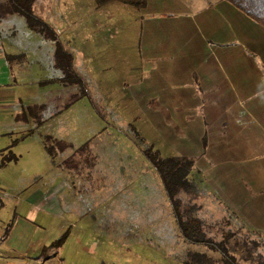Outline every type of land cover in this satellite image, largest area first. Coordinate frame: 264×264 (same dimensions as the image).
<instances>
[{"label":"crops","instance_id":"obj_1","mask_svg":"<svg viewBox=\"0 0 264 264\" xmlns=\"http://www.w3.org/2000/svg\"><path fill=\"white\" fill-rule=\"evenodd\" d=\"M144 1L139 17L150 23L147 32L144 31L141 49H138L139 63L143 65L142 71L145 73L139 82L132 85L135 97L138 100L139 96H145L148 106V102L153 100V105L157 104L158 108L155 117L162 118L161 113L166 111L167 115L163 119H173L170 134L181 135L175 137L173 143L165 136L169 125L166 127L162 122L159 126L152 123L153 128L159 133L164 145L176 151V155L192 157L193 166L200 169L199 164H208L215 150L224 153V163L234 159L235 169H231L230 164L225 169L232 177L226 182L228 185L234 179L232 173L235 175V190L226 189L225 194L222 191L227 205L230 204L231 209L235 208L238 218L237 229L233 230H237L238 234L242 231V239L255 240L264 250V27L226 0ZM171 14L175 17H168ZM13 15L19 14L11 11L5 0H0V23ZM11 21L5 28L0 27V117L14 119L12 122L15 124L31 120L35 129L38 126L22 110L39 104L43 106L39 110L41 114L46 102L36 103L31 99L30 81H22L23 77H27L24 74L29 71L23 76H14L11 64L18 65L26 57L24 51L16 48L18 44L10 42V47H6L9 38L5 39L4 36L10 37L14 33ZM5 30L10 31L9 34ZM22 88L24 94H20ZM182 103L188 104L182 108ZM187 107L191 113H184ZM53 113L41 114V124L48 121ZM2 122L7 123L9 120L5 118ZM19 131H13L12 127L9 130L0 127V160L10 152L14 159L8 162L17 161V155L11 151L14 144L11 135L19 134L15 139H24L33 130ZM214 137L218 138L216 142L213 141ZM66 143L70 147L57 155L65 153L60 163H65L64 173L69 179V168H66L69 167V158L72 151L78 150L83 143L75 149L69 142ZM41 146L43 149L42 137ZM70 149L72 151L69 153ZM85 149L88 150L87 143ZM86 160H92L95 167L96 159ZM71 162L73 165L77 161ZM37 177L35 175L30 184L26 179L24 184L16 179V182L22 183L13 194L6 193L0 187V210L6 203L12 205L8 218L4 221L0 219V264H99L106 260L98 253L110 250L119 253H114L115 261L110 260L112 262L108 264L129 261V248L125 246L121 250L122 245L117 240L137 238V233L146 230L149 225L145 228L141 225L135 227L133 222L122 219L120 214H116L111 221L104 220L97 224L96 215L91 214L89 207L83 206L84 195L79 187L84 188V185L80 184L79 177L76 176L79 183L75 191L62 180L52 191L48 188V181L36 182L39 179ZM61 184L67 188V195L63 192V208L58 205L60 200L57 199ZM91 184L94 186V179L87 186ZM119 185L120 189L124 188L120 181L114 188ZM96 192L89 196H94ZM201 196L207 197V194L203 192ZM77 207L83 209L82 216L90 219V223L79 225L74 222L75 218L68 219L66 215L72 214ZM56 220L59 221L51 230ZM7 225L6 235L2 237ZM172 226L188 247L192 245L180 236L174 221ZM64 231H67V235L60 246L48 248L45 255L37 259L42 247ZM99 231L115 239L96 245L95 241L100 242L97 239ZM145 240L153 244L150 239ZM169 250L165 251L166 256L174 258L179 264H196L198 258L205 261L212 259L207 253L190 249L191 252L186 253L185 259L181 260L175 254H168ZM262 250L257 251L264 254Z\"/></svg>","mask_w":264,"mask_h":264},{"label":"rangeland","instance_id":"obj_2","mask_svg":"<svg viewBox=\"0 0 264 264\" xmlns=\"http://www.w3.org/2000/svg\"><path fill=\"white\" fill-rule=\"evenodd\" d=\"M32 6L35 14L51 26L62 48L71 53V68L82 79L81 89L84 92L79 94L80 88L75 84L60 86L55 80L59 71L55 65L54 43L42 39L39 34L27 28L24 19L19 15L10 16L0 23V27L5 28L13 20L10 26L14 33L10 37L4 36L5 39L9 38L6 47H10V42L18 44L16 48L24 51L26 59L18 62V65L12 63V71L16 78L29 71L24 74L27 77H23L22 81H30L31 99L35 100L33 102H46V108L41 114L50 115L62 109L53 113L48 121L35 129L31 120H22L21 124H15L12 122L14 119L0 117V127L4 130L11 127L13 131L29 128L33 130L24 139H17L11 147L12 153L17 155V161L7 162L0 167V187L6 193L13 194L22 182L24 184V179L30 184L33 177L38 175L36 182L48 181V188L52 191L53 187L60 185L61 180L75 191L79 183L77 176L81 179L80 184L84 185V188L79 187L84 195L83 206L89 207L91 214L96 215L97 224L104 220L111 221L116 214H120L122 219L133 222L135 227L141 225L145 228L149 225L146 230L142 229L137 233V238L117 240L122 245L121 250L126 246L130 251L129 261L118 264H179L174 258L166 256L167 249H170L168 254H175L181 260L185 259L186 253L195 249L194 251L211 256L213 264H219L218 253L201 245L192 244L188 247L180 239L172 226L173 219L161 181L127 132L126 125L130 124L161 156L177 154L164 145L152 125L154 123L159 126L161 122L166 127L169 125L167 130L164 128L167 131L165 136L173 143L175 137L181 136L178 133L170 134L173 119H163L167 115L166 111L165 114L161 113L162 118L155 117L157 104L153 105L154 101L151 100L148 106L143 95L137 100L132 87L145 73L142 71L143 65L139 63L138 49H141L144 31L147 32L150 21L139 17L141 8H132L117 2L97 7L93 0H33ZM162 15L159 16L163 17ZM168 17L174 18L175 15ZM5 31L8 34L10 32ZM24 93L22 88L20 94ZM186 104L188 103H182L180 107ZM189 112L192 111L188 107L184 108V113ZM5 118L9 122L3 123ZM48 134L69 142L73 149L82 143L88 145V150H69V153L72 151L69 167H66L69 168V179L64 173L65 163H60L65 153L56 155L55 164L51 165L49 156L42 149L41 137ZM18 135L12 134L11 141ZM217 139L214 137L213 141L216 142ZM223 154L215 150L214 155L208 159V164H199L200 169L193 166L189 173L190 180L207 197L192 198L182 195V200L192 201L197 205L196 215L203 220L204 230L209 238L215 242L225 241L222 232L230 231L231 236L226 243L230 252L241 264H252L243 257L244 250L253 242L242 239V231L238 234L237 230H233L237 229L238 222L235 208L231 209V205H227L222 196V191L225 194L226 189L235 190V175L232 173L234 179L228 185L226 182L232 177L225 169L229 164L231 169H235L234 159L224 163ZM87 158L96 159L95 167L92 160L87 161ZM71 160L77 162L71 165ZM56 163H59L58 166ZM16 179L22 182H16ZM92 179L94 186H87ZM117 181L124 188L120 189V185L114 188ZM66 189L62 184L58 189L57 199L60 200L58 205L61 208L65 204L63 196L67 195ZM97 190L99 191L96 192ZM92 192L96 194L89 196ZM3 207L0 210V219L4 221L8 218L12 205L6 203ZM82 210L77 207L76 211L66 216L68 219L75 218L74 222L79 225L90 223V219L82 216ZM57 221L59 220L51 225V230ZM98 233L100 235L97 239L100 242L95 241L96 245L115 239L102 231ZM145 238L150 239L153 244ZM103 247L102 245L101 248ZM258 249L262 250L260 247ZM114 253L119 251H102L98 254L107 263L112 262L110 260L115 261Z\"/></svg>","mask_w":264,"mask_h":264},{"label":"trees","instance_id":"obj_3","mask_svg":"<svg viewBox=\"0 0 264 264\" xmlns=\"http://www.w3.org/2000/svg\"><path fill=\"white\" fill-rule=\"evenodd\" d=\"M8 8L23 17L26 26L39 34L42 39L51 41L55 45V65L58 68L59 76L55 79L63 85H77L80 88L79 94L84 91L81 89L83 86L82 79L71 68V54L63 49L62 46L56 40L57 35L41 17L37 16L32 8L33 0H5ZM95 6H103L110 2H117L126 4L132 8H142L145 5L144 0H93ZM232 4L239 11L244 13L247 17L254 20L256 23L264 27V0H226ZM43 106L31 105L26 107L22 112H26L34 121L35 126H39L42 122L39 110ZM23 116V115H22ZM127 132L130 134L132 141L139 147L142 156L148 161L157 173L163 192L166 196L167 202L170 207V212L174 223L178 229L180 236L188 243L201 245L207 250L216 252L219 255V264H241L238 262L234 255L230 252L227 242L231 236L230 231H223L224 240L215 242L209 238L204 230L203 221L196 215L197 205L194 202L188 200L183 201L182 195L190 196L192 198L199 197L203 194V190L198 188L196 184L190 180L189 173L193 168V158L185 155H169L161 156L156 149L152 147L130 124L126 125ZM29 132V131H27ZM24 134V133H23ZM22 134V136H23ZM17 139H14L12 143H15ZM42 145L44 151L50 158V163L55 164L54 157L59 153L69 148L70 145L62 140L56 139L50 135L42 137ZM86 143H83L78 149H85ZM86 150V149H85ZM14 159V156L9 152L5 156H2L0 160V166L8 161ZM70 159V158H69ZM7 227L4 228L2 237L6 235ZM67 231H64L56 239L50 242L48 245L42 247L40 253L36 257L42 258L46 250L50 247L57 248L65 240ZM253 243L247 246L244 250L245 255L243 259L250 261L252 264H264V254L257 251L259 244L255 240H251ZM200 256V255H197ZM108 264V263H99ZM196 264H213L208 259L205 261L202 258L196 260ZM247 264V263H245Z\"/></svg>","mask_w":264,"mask_h":264}]
</instances>
